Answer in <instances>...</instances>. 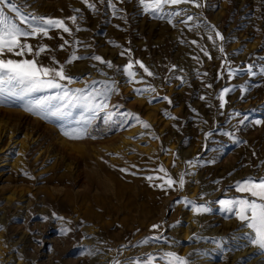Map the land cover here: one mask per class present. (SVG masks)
<instances>
[{"label": "rangeland", "instance_id": "obj_1", "mask_svg": "<svg viewBox=\"0 0 264 264\" xmlns=\"http://www.w3.org/2000/svg\"><path fill=\"white\" fill-rule=\"evenodd\" d=\"M88 2L95 10L84 0H9L25 17L63 19L71 34L54 28L51 38H28L34 50L50 49L38 63L58 67L55 57L73 77L60 81L70 92L108 98L88 134L73 139L64 133L83 127L82 106L48 119L26 110L62 89L0 96V122L9 125L0 138V264H178L169 253L187 264H264L252 230L220 204L244 195L237 182L264 177V122L255 123L264 121V0H197L199 8L163 11H146L140 0ZM73 52L84 58L68 63ZM130 60L135 79L124 71ZM158 177L176 183L159 187ZM207 190L217 195L207 199ZM201 205L210 211L196 213ZM191 235L201 239L197 249Z\"/></svg>", "mask_w": 264, "mask_h": 264}, {"label": "snow or ice", "instance_id": "obj_2", "mask_svg": "<svg viewBox=\"0 0 264 264\" xmlns=\"http://www.w3.org/2000/svg\"><path fill=\"white\" fill-rule=\"evenodd\" d=\"M84 3L87 4L89 8L95 10V5L89 3L88 0H84ZM140 3L145 5L146 11L149 9L153 11H163L165 5L194 4L197 8L201 6L197 0H152L151 4H145V0H140ZM5 6L11 9L12 13H16L24 26H21V23H18L15 18L7 14ZM113 8H115V5H113ZM76 11L79 10L77 9ZM181 11H173L170 15L173 17L180 16ZM67 19L75 24L77 17L71 16ZM192 19L193 17L191 15H187V18L182 19L181 23L187 25L188 21ZM54 28L62 29L64 33L71 34L72 32V29L65 24L63 19L51 17L38 18L35 16L28 18L18 11L16 4L9 3V0H0V96L6 93L12 96H18L26 93L41 92L47 89H62V91L51 95L37 97L28 103L26 110L43 115L45 119H48L49 117H64L70 114L69 109L72 107L82 106L84 112L88 113L87 116L83 113L81 114L80 121L83 127L71 129L64 133L70 138L82 139L88 134L87 127L91 125L92 121L95 119L97 110L106 107L104 100L108 98V94L107 92H89L85 94L84 89H75L70 92L60 81L66 80L71 82L73 77L65 73L64 66L60 65L59 62L55 60V57H51L50 59L53 64L58 65V67H48L38 63L39 56L50 49L46 44H38L34 50L33 45L28 43V38H51L49 36V31ZM76 30L79 31V27H77ZM217 35L221 40L224 39L219 33H217ZM209 39H211V37H209ZM192 43L196 44L197 42L193 40ZM66 44H68V41H64L59 47L63 49ZM220 51H223V48H220ZM28 55L33 56V58L28 59ZM121 55H123V53H121ZM205 55H208V53L205 52ZM13 57H20V59H15ZM83 58L84 57L77 56L76 53L73 52L67 62L72 63L75 60ZM91 58L105 63L108 67H113L111 61H104L101 56H93ZM136 63L139 64L140 68H142L147 75H153L142 62L136 61ZM132 69L133 63L130 60L129 63L125 65L124 71L127 72L129 77L135 79L136 73ZM252 69L253 65H248V71L252 75H256L257 73L253 72ZM230 73L232 75L236 74L235 70H230ZM261 73H264V68H261ZM208 87H211V85H208ZM229 91H231V89L225 88L220 94L221 108H223L226 103V101H224V94ZM98 96L104 99L98 100ZM201 99H203V97H201ZM169 103H171L170 100ZM112 115V113H108L104 122L108 123ZM237 115H239V113H237ZM262 122L264 121H255L256 124H261ZM241 123H243V120H241ZM144 126L146 128L150 127L147 122H144ZM228 134L231 135L230 133ZM123 170L126 171V169ZM160 170L166 171L162 166ZM147 178L149 180L153 179L151 176ZM175 183L176 181L171 179V177H167L165 183L159 185V187H165V185H167V187H172ZM179 185L181 188L184 185L183 175H181L179 179ZM236 189L239 193L244 195L231 200H221L220 204L224 205L229 211L234 210L235 216L254 233V235L250 237V242L264 249V177L245 178L237 182ZM188 203L191 204L192 201H188ZM195 211L196 213H201L208 212L210 209L201 205L195 207ZM152 227L158 228L159 225H153ZM168 256L171 258V261H176L178 264H187L183 258L178 257L175 253H169Z\"/></svg>", "mask_w": 264, "mask_h": 264}, {"label": "bare ground", "instance_id": "obj_3", "mask_svg": "<svg viewBox=\"0 0 264 264\" xmlns=\"http://www.w3.org/2000/svg\"><path fill=\"white\" fill-rule=\"evenodd\" d=\"M83 71H85V70H83ZM23 117L22 118H24V119H27L28 118V114H25V115H22ZM24 119H23V121H24ZM20 121H22V119L20 120ZM9 127V125L7 124V121H2V122H0V138L2 137V134L3 133H6L7 131H6V129ZM13 129H14V127H12L11 128V130L10 131H12L13 132ZM32 138H33V136H30V135H28V134H24V142H23V147H25V148H29V150L30 151H32L33 149H34V147L32 146V145H30L29 143H26L25 141L27 140V141H31L32 140ZM24 149V148H23ZM211 187V186H210ZM205 188V187H204ZM203 188V189H204ZM207 189V188H206ZM205 189V190H206ZM212 190V189H211ZM210 190V191H211ZM203 192V191H202ZM203 193H205L204 194V196H205V198H207V199H209V198H214L216 195L215 194H213L212 193V191H211V193H208V190L205 192H203ZM15 194V193H14ZM13 197V196H12ZM9 198V197H8ZM10 200V199H9ZM211 218V217H210ZM208 220H209V218H208ZM210 223V222H209ZM196 233V232H195ZM202 237V236H201ZM191 240H192V242H194V245H192V248H198V246L199 245H201V239L200 238H194V236L192 237V235H191V238H190ZM177 244H179V241L178 242H176ZM201 248V247H200ZM251 248V247H250ZM249 248V249H250ZM253 248V247H252ZM251 248V249H252ZM248 250V249H247ZM250 251H252V250H250ZM254 251V250H253ZM245 252H248L247 254V256H249V254H251V253H253V252H249V251H245ZM237 256V255H236ZM235 263V262H234Z\"/></svg>", "mask_w": 264, "mask_h": 264}]
</instances>
